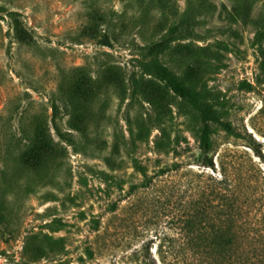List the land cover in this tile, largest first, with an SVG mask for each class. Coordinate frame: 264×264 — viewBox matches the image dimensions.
<instances>
[{
    "label": "rangeland",
    "instance_id": "374dc122",
    "mask_svg": "<svg viewBox=\"0 0 264 264\" xmlns=\"http://www.w3.org/2000/svg\"><path fill=\"white\" fill-rule=\"evenodd\" d=\"M254 138L264 152V0H0V264H169L218 227L223 172L264 192ZM250 197L240 243L264 249Z\"/></svg>",
    "mask_w": 264,
    "mask_h": 264
},
{
    "label": "trees",
    "instance_id": "16d2710c",
    "mask_svg": "<svg viewBox=\"0 0 264 264\" xmlns=\"http://www.w3.org/2000/svg\"><path fill=\"white\" fill-rule=\"evenodd\" d=\"M143 67L149 73L156 75L166 85L186 96L192 104L203 114L206 121H218L229 133L242 135L236 123L225 120L217 115L214 108L201 101L204 97L200 90H186L184 84L178 78V74L160 59L154 57L144 61ZM208 138V137H205ZM253 147L257 153L264 156V152L258 141L253 139ZM208 141V139H206ZM209 165L216 170L217 165L211 159ZM213 193L218 198L219 224L208 239L203 235L195 233L192 229L187 230L188 243L181 249H175V259L169 264H264V249L260 246L251 248L249 245L241 244L244 239L252 240L248 231L246 232V221L244 208L247 198L257 196L260 200L264 192H259L257 181H253V175H241L234 179L227 171L216 179ZM259 192V193H258ZM207 189L203 190V195Z\"/></svg>",
    "mask_w": 264,
    "mask_h": 264
}]
</instances>
